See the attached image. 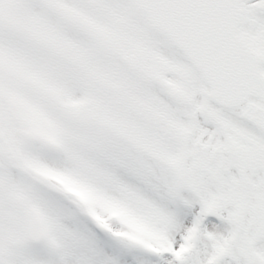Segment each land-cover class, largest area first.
<instances>
[{
	"label": "snow or ice",
	"instance_id": "1",
	"mask_svg": "<svg viewBox=\"0 0 264 264\" xmlns=\"http://www.w3.org/2000/svg\"><path fill=\"white\" fill-rule=\"evenodd\" d=\"M0 264H264V0H0Z\"/></svg>",
	"mask_w": 264,
	"mask_h": 264
},
{
	"label": "rangeland",
	"instance_id": "2",
	"mask_svg": "<svg viewBox=\"0 0 264 264\" xmlns=\"http://www.w3.org/2000/svg\"><path fill=\"white\" fill-rule=\"evenodd\" d=\"M81 191L84 194V197L85 198H84L83 201L85 203H88L89 201H93V200H96L97 199V197H95L94 194H93V192H91L90 190H88V189H82ZM171 191H172V194L174 196V191L172 189H171ZM79 193H78V195L80 196ZM105 207L109 211L114 212L117 216L118 215H126V213H124L120 209L111 208V206H109V205H105ZM127 219H128V223L130 225L131 235H133L135 237V236L144 234V232H145V226L142 223H140L136 218L131 217V216H128Z\"/></svg>",
	"mask_w": 264,
	"mask_h": 264
},
{
	"label": "flooded vegetation",
	"instance_id": "3",
	"mask_svg": "<svg viewBox=\"0 0 264 264\" xmlns=\"http://www.w3.org/2000/svg\"><path fill=\"white\" fill-rule=\"evenodd\" d=\"M173 186L176 190V198H179L182 195L184 185L180 182H174Z\"/></svg>",
	"mask_w": 264,
	"mask_h": 264
}]
</instances>
